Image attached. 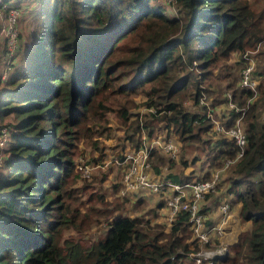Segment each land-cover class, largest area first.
I'll list each match as a JSON object with an SVG mask.
<instances>
[{
  "label": "trees",
  "instance_id": "obj_1",
  "mask_svg": "<svg viewBox=\"0 0 264 264\" xmlns=\"http://www.w3.org/2000/svg\"><path fill=\"white\" fill-rule=\"evenodd\" d=\"M6 1L21 8V31L15 54L9 57L5 45L0 58V126L9 130L0 164V264H194L189 252L199 243L184 210L170 225L116 214L88 247L62 237L81 221L74 155L96 100L111 111V95L143 88L151 93L147 104L158 108L143 124L132 123L136 133L128 137L137 148L142 126L154 129L156 120L174 124L183 141L209 145L214 125L209 114L229 101L215 95V87L226 83L233 89L238 107L253 95L236 86L230 59L264 46V0H35L34 6ZM32 20L23 42L25 22ZM137 35L142 44H128L124 52L122 45ZM189 99L197 110L187 108ZM257 106L255 101L249 110ZM242 110L230 109L222 120L226 127L235 125ZM253 117L244 127L248 145L226 191L249 227L219 264H264V121ZM211 149L214 162L236 157L240 146L224 133ZM159 152L155 148L152 157L162 158ZM205 178L209 175L199 179Z\"/></svg>",
  "mask_w": 264,
  "mask_h": 264
},
{
  "label": "rangeland",
  "instance_id": "obj_2",
  "mask_svg": "<svg viewBox=\"0 0 264 264\" xmlns=\"http://www.w3.org/2000/svg\"><path fill=\"white\" fill-rule=\"evenodd\" d=\"M166 1L170 3L173 0ZM24 3H26L25 6H34L36 2L35 0H22L21 5H24ZM33 20L25 22V30L22 33L23 42H26L27 34L30 32L31 28H33ZM140 37V35L132 37L125 42L121 48L125 52L129 48L128 44L139 46L141 43ZM263 47L260 48L259 46L255 50L246 49L242 52L243 54L234 53L230 59V63L235 66L233 74L238 77V83L236 86H243L242 72L250 61L247 60V57L245 58V55L252 57L255 66L253 70V80L258 82V90L253 91V95L248 97L246 104L239 107V110L243 109L241 116L238 118L240 119V125L244 130L247 127V122L254 119V113L258 119L264 121V76L262 78V75L258 74L264 63V54L258 52L261 51ZM4 48L5 46L3 47V50ZM2 52H0V58L3 55ZM215 89V95L220 98L229 96V101L217 106L214 114L209 112V116H212L214 124L216 122H222L223 119L228 118V115L230 114L229 111L232 108L230 101H233L231 95L233 89L227 88L226 83L220 88L215 87ZM150 94L149 89L143 88L133 93L123 92L111 95L109 97L110 100H108V102L112 104L111 111H109L108 108L106 109L102 107L98 100L92 104L90 114L93 116V120L89 123L90 128L87 134L78 141V147L74 155V174H76V176H73V179L75 178L73 186L81 189V192L79 193L83 201L80 205L81 221L80 224L78 223V227L72 226L65 228L62 237L79 239L84 244V247H88L94 239L104 234L109 220L116 214L121 213L130 216H140L143 221L152 218L148 213L151 211L149 209H153V205H151L150 202L151 198L139 201L138 199L140 197L136 199L134 196L121 195L119 189L120 181L124 173V165L120 161V157L121 155L137 148L135 145L136 142L132 141V137H128L135 132L132 123L135 120H140L143 124L145 118H149L150 115H153L148 108L154 105L147 104V101L150 100ZM255 101H258L257 109L254 111H251V109L249 110V105ZM202 102L208 103L209 101L208 99L205 100V96H203ZM186 106L188 109L197 110L191 99L187 100ZM124 107L128 109L127 117L123 115V111H125ZM154 107L156 109L158 108L156 106ZM161 114L158 115L159 118L161 117ZM237 119L234 123H236ZM5 120L7 119H4L2 122L6 123ZM150 129L151 133H149ZM223 132L226 133L225 131H215L214 128L211 129V142L209 145L204 144L202 141H183L179 139V134L175 131L174 124H170L165 120H156L154 129L144 128L142 126L141 132L137 134V139L141 140L143 143L144 136L147 138H152L156 135H168L172 137L179 149L178 154L175 157H172L164 152H159L158 155L162 158L158 159V157H152V172L165 175L172 173L177 174L182 178L187 176L200 178L204 177V175H209L210 177L213 172H219L221 176L220 182L215 192L207 195L205 200L207 202L210 195L213 196L216 194L218 196L220 195L221 201L223 200L222 202H224L230 201L233 198L231 194L226 193L230 186L229 178L233 175V165L223 169L225 159H217L213 162L212 155L215 152H211L214 142L218 137H221L224 134ZM117 158L120 162H117ZM84 166L90 169L88 174L84 173L82 168ZM90 194L92 195L90 196ZM154 200H157V197H154ZM235 206L231 207V213L234 214L236 221L233 223L229 222L228 233H226L227 235L221 238L217 244L222 242L226 243L228 246L232 244L230 240L232 239L231 235L234 226L236 227L238 234L243 229L249 227V224L244 223L240 218L239 212L236 213L234 211ZM217 207L214 208V213ZM211 218L214 219L213 215ZM74 225L77 224L75 223Z\"/></svg>",
  "mask_w": 264,
  "mask_h": 264
},
{
  "label": "built area",
  "instance_id": "obj_3",
  "mask_svg": "<svg viewBox=\"0 0 264 264\" xmlns=\"http://www.w3.org/2000/svg\"><path fill=\"white\" fill-rule=\"evenodd\" d=\"M21 8L16 4L8 3L0 0V52L6 45L9 57H12L20 46V25L19 19ZM250 60L242 72L243 86L258 90V82L253 80L254 61L251 56H246ZM10 59L5 62V68L2 70V78L5 79L10 68ZM231 107L237 111L239 107L233 101ZM149 111L155 113L157 109L150 106ZM215 131H225L230 137H234L240 151L236 157H227L223 163V169L234 165L243 155L248 145L247 132L241 127L238 118L235 125L226 128L223 122H216L213 126ZM212 128V129H213ZM8 126H0V164L3 161L4 148L8 139ZM158 149L167 155L175 157L178 154V147L172 137L168 135H156L152 138L144 136L142 145L133 149L120 157V161L124 165V173L120 181V194L128 195L141 190H148L160 196L168 208V214L164 220L166 224H171L180 211L189 212L190 229L192 236L197 238L199 248L189 252V258L194 260V264H219V260H223L229 253L226 243L213 244L211 231L217 230L220 234L226 233V224L231 218V204L224 201L220 204V210L223 217L219 224L209 225L206 213L203 212L201 201L212 192H215L219 182L220 173L213 172L209 178L192 179L186 182L175 181L167 177L165 174L153 177L150 173L152 169V151ZM117 162L119 159H116ZM85 174L90 169L86 166L82 167Z\"/></svg>",
  "mask_w": 264,
  "mask_h": 264
},
{
  "label": "crops",
  "instance_id": "obj_4",
  "mask_svg": "<svg viewBox=\"0 0 264 264\" xmlns=\"http://www.w3.org/2000/svg\"><path fill=\"white\" fill-rule=\"evenodd\" d=\"M150 173H151V175L153 177H156V176L161 175V173L152 172V169H150ZM126 196H134L136 199L138 197H140L138 200H143V199H147L148 200V198H151V201L150 202H151V205H153L152 206L153 209H149L151 211L148 212L149 215L152 217L151 220L154 223L155 222H159V223L160 222H165L164 218L168 214V208L166 207V204L164 205V203H163L162 206H159L160 205L159 204L160 202H165L164 199H163V196L160 197V195L155 194L153 192H150L148 190H141V191H138V192H134L132 194H128ZM148 196H150V197H148ZM154 197H157V200H154ZM222 201H221L220 195L218 196L216 194L213 195V196L210 195V198H208L207 202H206L205 199H203L201 201V205H202L203 209L205 210L204 212L206 213V216H207V221L206 222L209 225L214 226V225L220 223V221H221V219L223 217V214H222L219 206H220V203ZM154 205H155V207H154ZM215 207H217V208H216L215 213H214L213 211H214V208ZM234 211L236 213H238L239 212V207L238 206H235L234 207ZM208 213H211V214H208ZM212 215H213L214 219L211 218ZM233 216H234V214L231 213V217L232 218H230L229 221H228V223L226 224V233H228V229H229L228 228V225H229V222L230 223L231 222L233 223L234 221H236L235 216H234V219H233ZM235 225H236V223H235ZM226 233L225 234H220L217 230H213L212 229V231H211V237H212V240H213V244L216 245L217 242L220 241L221 238H223V237H225L227 235ZM232 235H238V232H237L235 226H234V228L232 230ZM232 235H231V237H232L231 240L232 241L228 238L230 240V242H234L236 240V238H237V236H232Z\"/></svg>",
  "mask_w": 264,
  "mask_h": 264
}]
</instances>
